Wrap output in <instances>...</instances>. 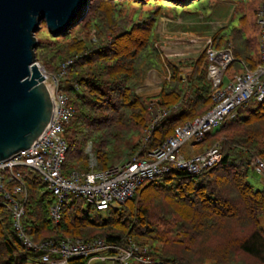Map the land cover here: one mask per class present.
Returning <instances> with one entry per match:
<instances>
[{
    "label": "trees",
    "instance_id": "obj_1",
    "mask_svg": "<svg viewBox=\"0 0 264 264\" xmlns=\"http://www.w3.org/2000/svg\"><path fill=\"white\" fill-rule=\"evenodd\" d=\"M193 1L91 0L87 14L73 26H84L82 37L60 48L56 40L63 35L48 31L49 40L57 43L52 55L59 64L57 75L65 61L75 59L60 79L75 110L65 125L69 144L65 174L91 172L86 152L90 143L98 171L111 168L127 148L138 152L153 110L182 105L178 114L159 122L147 149L162 144L177 127L214 106L206 52L194 58L170 59L164 58L158 46L162 14L190 12ZM133 4L138 10L125 9ZM238 21L241 25L230 23L212 37L217 49L233 42L235 60L228 77L262 63L257 18L252 32L247 30L246 17L240 16ZM109 35L111 40L104 41ZM43 46L40 43L36 48L38 60ZM186 67L193 70L185 80L182 70ZM153 69L162 70L170 79L163 82L159 93L147 95L139 89ZM248 105L252 107L246 113H238L197 144L221 145L222 157L216 164L199 174L174 168L143 183L119 208L102 211L84 198L71 196L65 200L60 223L54 225L49 211L55 195L38 172L24 169L28 198L21 220L23 233L35 244L51 241L55 247L69 238H102L123 249L135 242L145 248L138 256L150 259L149 264H264V185L259 188L251 181L257 175L253 158L264 162V100L243 106ZM12 189L9 184L7 191L12 193ZM8 202L0 193V264L40 260L46 251L25 244ZM87 263V258L73 260V264Z\"/></svg>",
    "mask_w": 264,
    "mask_h": 264
},
{
    "label": "built area",
    "instance_id": "obj_2",
    "mask_svg": "<svg viewBox=\"0 0 264 264\" xmlns=\"http://www.w3.org/2000/svg\"><path fill=\"white\" fill-rule=\"evenodd\" d=\"M258 24L261 30L262 63L257 68L244 67L232 77H228L227 71L235 60L233 46L229 44L217 49L213 45V38H206L203 52L207 55V78L212 84L214 106L203 116L177 127L174 134L162 144L147 149V143L159 122L178 114L182 110V105L178 104L167 110H155L144 133L142 150L106 170H96L97 159L90 143L86 152L89 155L91 172L73 170L69 174L64 173L63 167L69 150V144L64 137L65 125L74 116L75 110L69 103V95L61 85L57 84L51 90L54 114L47 129L29 149L0 162V193L8 199L13 208L16 229L20 231L25 244L29 247L46 251L40 260L29 264H73V260L79 258H87L89 262L87 264H92L93 261H96V264H115L117 260L120 264H134L138 261L150 263V259L137 255L139 252H145V248L135 242L126 249L110 245L102 238L93 241L69 238L62 241L58 247L51 241L33 243L22 231L21 220L28 198L23 170L38 172L48 189L55 195L56 201L49 213L53 224L57 225L62 219L65 200L71 196L84 198L97 209L106 211L110 208H119L132 198L143 183L174 168L199 174L207 167L213 166L221 159L219 144L204 153L192 156H186L182 149L191 140H193L191 145L196 146L207 134L235 118L238 107L264 100V2L258 14ZM74 60H67L61 65V76L65 75L67 67ZM256 170L264 175V162L259 159ZM9 184L13 185L12 193L7 191ZM115 250L119 252L114 254ZM101 252L107 254L102 255ZM90 257L92 258L89 261Z\"/></svg>",
    "mask_w": 264,
    "mask_h": 264
},
{
    "label": "water",
    "instance_id": "obj_3",
    "mask_svg": "<svg viewBox=\"0 0 264 264\" xmlns=\"http://www.w3.org/2000/svg\"><path fill=\"white\" fill-rule=\"evenodd\" d=\"M90 3L0 0V162L29 149L54 114L50 84L36 56L41 22L53 35L67 34Z\"/></svg>",
    "mask_w": 264,
    "mask_h": 264
},
{
    "label": "rangeland",
    "instance_id": "obj_4",
    "mask_svg": "<svg viewBox=\"0 0 264 264\" xmlns=\"http://www.w3.org/2000/svg\"><path fill=\"white\" fill-rule=\"evenodd\" d=\"M263 2L264 0H195L192 4L189 5L190 7L188 10L190 12H183L182 10H180L178 13H174L171 11L163 13L160 17L157 28L158 46L164 58L182 59L197 57L204 50L203 46L206 38L213 37L219 29L225 28L230 23L232 25H236V23L238 25H241L238 21V17L240 16L246 17L247 30L251 32L254 31V22L256 21V18L258 21V14ZM138 8L139 6L133 4L129 7H126L125 9L129 10V12H133L138 10ZM174 14L176 15L174 16ZM84 32V26L72 27L67 34H60L63 35V37L57 38L56 42L61 48L62 46H65L67 43L72 41L73 38L82 37L84 35ZM90 35L91 37H94V31L90 32ZM49 36L50 34L48 32L47 26L41 22V26L36 33V37L39 41V44L42 43V45L44 46L41 48L43 54H41L42 56H39V60L37 59V61L42 67L44 73L47 75V80L50 84V89L52 90L56 87L57 84L61 85L60 79L62 78V76L57 75V73L55 72L59 64L57 61L55 62L56 58L52 56L54 54L53 49L57 47V43L55 44L54 42H51L49 40ZM92 39L94 41L96 40L95 37ZM110 40V35L106 36L104 39V41L106 42ZM229 44L233 46L232 41L227 42L226 45ZM47 54L48 56L46 58ZM43 58H46L48 61L45 63ZM53 63L55 66L50 67V65ZM192 70V67L183 68L182 71L184 73L183 77L185 80L187 73L192 72ZM152 73L154 74V77L151 84H154V86H159V88L155 90H150V88H148L149 90H147L145 89V85L147 84V81ZM169 79L170 75H168L167 73L163 72L160 69H153L149 72L145 84L139 89V91L147 95H155L161 91L163 82ZM251 107L252 105L240 106L237 108V112L241 114L246 113L247 110ZM155 112V110L152 111V117L154 116ZM141 141L144 140L142 139ZM192 141L193 140L186 143V145H184L182 149L186 156L204 153L208 149L217 145L215 144L207 147H203L201 145L192 146ZM132 149L133 148L125 149L116 160L115 164L126 161V159L131 157L134 153ZM219 149L221 151L220 144ZM140 150H142V147L139 149V151ZM258 159L259 158L254 157L252 160V167L254 168L257 175H253L251 177V181L257 187L262 188L264 185V175L259 174V172L256 170ZM20 168L21 167H17V169ZM87 204L88 203H86L85 206ZM261 221L264 227V216L261 217ZM101 254L105 255L107 253L101 252ZM91 258L92 257L89 258V261L91 260ZM92 264H96V261H93Z\"/></svg>",
    "mask_w": 264,
    "mask_h": 264
},
{
    "label": "crops",
    "instance_id": "obj_5",
    "mask_svg": "<svg viewBox=\"0 0 264 264\" xmlns=\"http://www.w3.org/2000/svg\"><path fill=\"white\" fill-rule=\"evenodd\" d=\"M153 75L150 76V78L147 81V84L145 85V89H147V90H149L148 88H150V90H155V89L159 88V86H154V84H151L153 82V79H152L154 77ZM151 85H153V86H151Z\"/></svg>",
    "mask_w": 264,
    "mask_h": 264
},
{
    "label": "bare ground",
    "instance_id": "obj_6",
    "mask_svg": "<svg viewBox=\"0 0 264 264\" xmlns=\"http://www.w3.org/2000/svg\"><path fill=\"white\" fill-rule=\"evenodd\" d=\"M43 73H44V71H43ZM44 75H46V74L44 73ZM151 75H153V73H152ZM152 79H153V78H152Z\"/></svg>",
    "mask_w": 264,
    "mask_h": 264
}]
</instances>
